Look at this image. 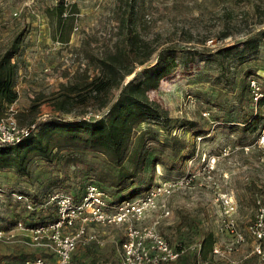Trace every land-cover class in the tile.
Here are the masks:
<instances>
[{
	"label": "rangeland",
	"instance_id": "obj_1",
	"mask_svg": "<svg viewBox=\"0 0 264 264\" xmlns=\"http://www.w3.org/2000/svg\"><path fill=\"white\" fill-rule=\"evenodd\" d=\"M64 1L68 8L71 4L76 7L71 18L58 26L54 14L58 0H0V53L20 37L13 57L18 66V98L13 103L17 122L27 126L43 116L72 119L105 113L108 106L61 111L63 97L59 95L70 85L99 75L97 58L115 53L125 32L138 35L141 55L152 51L146 64L156 61L160 49L176 46L177 66L156 89L148 91L149 98L167 110L169 131L154 121L136 128L137 133L148 128L156 131L160 141L167 138L164 145L148 143L149 159L161 157L165 162L155 165V179L195 175L167 199L171 215L161 221L159 230L172 244L186 248L172 264L204 260L210 264H234L232 260L258 264L250 253L254 239L247 227L255 217L256 199L264 195V145L259 142L264 133V104L257 105L249 79L264 82V0ZM134 66L135 71L141 68L137 63ZM133 76H127L124 83ZM118 92L114 89V96ZM254 115L255 127L242 130L245 119ZM183 119L196 127H180ZM96 166H107L104 156L87 152L83 163L35 157L27 173L0 169V230L18 219L27 224L34 220L11 193L50 190L78 196L88 183H98L92 171ZM149 173L150 166L145 178ZM223 196L236 203L233 216L245 238L226 257L212 252L214 245L223 246L230 239L219 228L226 215ZM157 215L149 214L144 224ZM94 230L104 246L78 248L72 264H118L125 226ZM209 233L214 244L204 257L201 244ZM36 257L51 255L48 249L35 246L28 232L0 238V264H23Z\"/></svg>",
	"mask_w": 264,
	"mask_h": 264
},
{
	"label": "trees",
	"instance_id": "obj_2",
	"mask_svg": "<svg viewBox=\"0 0 264 264\" xmlns=\"http://www.w3.org/2000/svg\"><path fill=\"white\" fill-rule=\"evenodd\" d=\"M75 7L71 4L68 8L64 0H58L54 8L58 26L71 18L74 12L72 9L75 10ZM127 20L129 22V18ZM134 25L133 21L132 26ZM125 34L115 53L97 58L99 75L89 81L84 79L70 85L67 87V92L59 95L63 97L58 107L61 111L69 113L73 107H82L84 111L89 107L101 110L108 106L104 115L99 119L84 118V116L67 119L51 115L44 121H32L37 123L35 130L22 140L0 144V169L14 168L18 172L27 173V167L35 157L50 162L60 157L66 164H71L83 163L87 152H96L104 156L107 166L93 168L94 177L98 182L94 184L109 193L112 204L142 196L158 181L154 178L155 165L165 162L161 157L149 159L148 143L156 142L164 145L167 138L160 141L156 131L148 128L137 133L136 128L141 123L154 121L166 132L169 131L170 118L167 110L157 101L150 99L148 91L156 89L160 80L177 66L178 48L168 46L160 49L156 61L146 64L152 51L147 55H141L142 43L138 40V35L127 32ZM19 39V36L16 37L12 47L0 53V116L5 108L18 98L15 89L18 66L13 61V57L18 49ZM135 63L141 66L138 71H135ZM133 73L134 76L124 83V79ZM258 83L262 95L257 99V105H263L264 82L261 84L258 81ZM114 89L119 91L116 96L113 93ZM72 93L74 95H69ZM66 105L67 109H65ZM256 122V115L245 119L242 130L253 129ZM179 124L180 127L190 129L196 127L194 122L184 119ZM148 166L150 173L145 178ZM85 187L78 196L72 195L73 198L81 200ZM52 193L55 191L27 194V197L35 204H42ZM28 212L34 220L27 224L24 220L18 219L5 228L9 229L18 221H24L27 227L32 228L53 222L57 218L53 206ZM213 244V235L209 233L201 244V254L204 257Z\"/></svg>",
	"mask_w": 264,
	"mask_h": 264
},
{
	"label": "built area",
	"instance_id": "obj_3",
	"mask_svg": "<svg viewBox=\"0 0 264 264\" xmlns=\"http://www.w3.org/2000/svg\"><path fill=\"white\" fill-rule=\"evenodd\" d=\"M16 15V14H15ZM249 88L254 99L262 94L258 81L249 79ZM103 114H93L92 118L99 119ZM40 117L35 122L44 121ZM22 126L17 122L13 104L5 108L0 116V144H10L22 140L37 123ZM264 145V133L259 138ZM195 177L187 174L182 177L158 180L142 196L131 200L110 203L109 193L100 189L96 184L89 183L81 200H76L69 194L52 193L42 204L33 203L26 194L11 193L15 202L22 203L27 211H36L53 206L56 209L55 221L27 227L18 221L5 231L0 230V238H12L17 231H25L31 235L35 246L48 249L51 257H36L26 260L23 264H72V255L80 247L94 245L102 247L105 244L95 232L98 226H125L124 239L119 243V264H172L178 261L186 252V248L169 242L160 232L161 221L171 215L167 199L177 190L187 186ZM0 193V200L2 198ZM254 220L248 225L247 232L254 241L250 253L258 258V264H264V195L256 199ZM221 203L226 213L221 220L220 231L230 238L223 246L214 245L212 252L217 256H229L235 253L244 242V235L238 227L233 214L236 203L228 196L221 197ZM157 213L155 219L144 224L147 216ZM232 263L239 264L237 260ZM196 264H210L209 260L197 261Z\"/></svg>",
	"mask_w": 264,
	"mask_h": 264
},
{
	"label": "crops",
	"instance_id": "obj_4",
	"mask_svg": "<svg viewBox=\"0 0 264 264\" xmlns=\"http://www.w3.org/2000/svg\"><path fill=\"white\" fill-rule=\"evenodd\" d=\"M90 246H92V245H90ZM93 246H94V245H93ZM87 247H89V246H87ZM87 247H86V248H87ZM95 247H96V246H95ZM83 249H85V248H83ZM118 264H119V260H118Z\"/></svg>",
	"mask_w": 264,
	"mask_h": 264
}]
</instances>
